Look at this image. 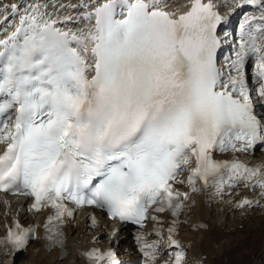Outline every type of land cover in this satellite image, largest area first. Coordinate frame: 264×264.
Returning <instances> with one entry per match:
<instances>
[{"label":"snow or ice","instance_id":"1","mask_svg":"<svg viewBox=\"0 0 264 264\" xmlns=\"http://www.w3.org/2000/svg\"><path fill=\"white\" fill-rule=\"evenodd\" d=\"M116 3L95 8V31L79 35L43 21L34 7L0 40V92L10 97L0 112L18 105L15 121L0 123V144H6L0 191L33 197L37 212L52 210L43 225L48 250L64 246V218L73 216L67 202L141 227L149 218L159 223L150 209L178 216L187 194L174 184L184 183L178 177L185 169L192 191L198 180L218 195L243 181L264 194V171L212 155L264 142V122L254 114L243 73L245 59L254 57L255 77L264 81V27L254 35L250 20L248 31L241 26L247 39L231 65L237 75L225 83L216 62L217 26L225 17L212 0H190L179 14L167 10L166 0H134L119 20ZM90 219L95 225V216ZM178 223L174 219L167 229L170 245L180 249L171 264H185L173 238ZM35 231L16 221L0 245L26 249ZM157 247L141 244L148 261L156 260ZM86 255L91 264H119L112 251Z\"/></svg>","mask_w":264,"mask_h":264},{"label":"bare ground","instance_id":"2","mask_svg":"<svg viewBox=\"0 0 264 264\" xmlns=\"http://www.w3.org/2000/svg\"><path fill=\"white\" fill-rule=\"evenodd\" d=\"M183 2L185 8H187L186 5H190V0H183ZM62 3L64 4L62 5ZM99 3L100 0H8L6 6L0 5V40H5L14 33L20 26L21 18L26 14H32L34 7H46L50 14L45 21H56L54 26L61 31L77 33L78 35L81 32L85 34L90 31L94 32V15L90 18V22H86L89 20L86 16L88 13L93 14V7L97 8ZM240 3L242 4H239L231 10L227 14L228 17L224 19V35L228 40H232V35H236L232 23L237 20L240 21L244 12L249 9L245 8L249 6V2L240 0ZM168 4L176 5L169 0ZM13 5H15V9ZM248 14L241 19L244 25V31L249 30L245 21L250 20L252 22L251 30L254 35H257L255 30L258 27H264V21L260 19V16L256 17L255 15ZM5 17L8 18L5 19ZM87 23H90L92 26H87ZM229 23L230 27H228ZM245 38L247 39L246 36ZM257 42L259 43L260 41L258 40ZM247 71L251 74V70L248 69ZM218 154L222 155L224 159L235 160L233 158L235 156L229 154V150L227 152L218 151ZM236 154L241 155L238 158L241 159L240 162L248 160L252 169L260 168L264 171V158L259 156L260 154L257 150L253 151L251 155H248L245 151L236 152ZM248 157L249 159H246ZM177 186L192 188L188 185L187 181L177 183ZM212 191V189H208L207 192H204L205 197L210 195ZM235 193L238 195L240 192L235 191ZM196 202V206L192 208V211L186 217L187 221L177 224V231L173 235V238L179 241L180 245H190V250L187 255H190L191 261L194 259H203L205 264H264L255 258V251L258 248L264 247V213L249 212L247 215L241 216L236 213V206L234 205H227L225 207L215 204L210 205L204 197L196 198ZM24 216L22 215V217ZM153 216L157 217L160 215ZM10 219V217L0 215V235L6 232V224ZM29 220L31 221L32 219ZM242 224L244 228L240 234L238 233V236L226 239V235L228 234L233 236L232 233L235 231L234 227ZM254 224L262 227V231L258 229L256 231V228L251 229ZM170 226H172V221L169 220L165 228L157 227V229L162 230L160 235H157V229L152 232L151 237L155 239L154 242L157 246L160 245L163 235L167 236L168 239L167 229ZM194 226L199 227V229L197 230ZM100 229L97 231H102V228ZM123 234H128V232L123 230L121 235ZM68 235V254L62 253L58 249L49 251L45 248V243L42 240H37L25 251L27 252V256L22 260V264H87L79 252L80 247L86 242V237L88 236L87 225L85 223H78L76 226L70 227L68 229ZM132 247L131 238L124 240L122 249ZM174 247L169 243V249ZM169 249L165 251L157 250L159 255H157L154 264H161L159 263L160 260L164 258L166 253H169ZM17 256L18 254L12 257L10 253H6L5 250L0 249V264H17ZM162 264H165V262ZM169 264H171V261H169Z\"/></svg>","mask_w":264,"mask_h":264},{"label":"rangeland","instance_id":"3","mask_svg":"<svg viewBox=\"0 0 264 264\" xmlns=\"http://www.w3.org/2000/svg\"><path fill=\"white\" fill-rule=\"evenodd\" d=\"M7 3H8V0H0V5H2V6H6L7 5ZM244 10V9H243ZM248 14V13H247ZM246 14V15H247ZM245 212V210H240V212L238 213L239 215H241V214H243ZM244 216V215H243ZM256 225H258L257 223H255ZM253 225L252 226V228L251 229H255L256 231H257V229L259 230V231H262L261 229H262V227H260V226H256V225ZM256 226V227H255ZM228 227H229V225H228ZM227 227V228H228ZM238 227V229L236 230V228ZM237 227H234V232L232 233L233 234V236L231 235V234H228V235H226V239L227 238H232V237H235V236H238L243 230V228H244V225L242 224V225H238ZM239 233V234H238ZM229 236V237H228ZM261 249V250H260ZM26 256H27V252H22L21 254H19L18 256H17V259H16V262H17V264H22V260H24L25 258H26ZM255 258H257V260L258 261H260V263L262 262V263H264V247H262V248H258L256 251H255Z\"/></svg>","mask_w":264,"mask_h":264}]
</instances>
